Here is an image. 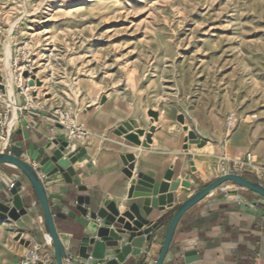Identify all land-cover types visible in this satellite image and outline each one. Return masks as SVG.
<instances>
[{
  "label": "rangeland",
  "instance_id": "374dc122",
  "mask_svg": "<svg viewBox=\"0 0 264 264\" xmlns=\"http://www.w3.org/2000/svg\"><path fill=\"white\" fill-rule=\"evenodd\" d=\"M15 55L35 60L25 96ZM0 96L13 110L107 99L134 111L141 144L172 120L221 171L264 180V0H0Z\"/></svg>",
  "mask_w": 264,
  "mask_h": 264
},
{
  "label": "crops",
  "instance_id": "0c3cea01",
  "mask_svg": "<svg viewBox=\"0 0 264 264\" xmlns=\"http://www.w3.org/2000/svg\"><path fill=\"white\" fill-rule=\"evenodd\" d=\"M15 105L18 107L17 120L11 127L9 148L22 144L26 149L30 145L41 149L59 139L66 142L67 131L57 126L44 109L46 105L32 112L23 111L25 109L19 108L17 101ZM77 112H81L79 117ZM131 114H134L133 110L110 107L107 99L99 105H87L73 111L76 124L88 131L89 137L68 146L65 157L79 152L67 170L72 174L69 182L48 187L47 194L54 215H66L65 220L55 219V223L57 231L65 238L66 253L74 264H98L92 258L90 248L88 259L78 256L85 230L76 223L81 217L77 208L85 209L88 216L100 211L110 213L116 208L120 216H125L131 206L137 205L140 216L147 222L143 231L156 227L149 254L150 261H156L171 214L179 205L224 174H244L237 170L221 171V166L213 161V157L209 159V154L187 146L185 135L172 120L155 122L157 128L145 134L147 144L140 146L130 142L127 135L133 133L129 123ZM13 116L11 106L9 123ZM140 142H144V137ZM56 148L53 145L47 153ZM214 152L213 156L218 159V151ZM233 155L239 157L241 153ZM15 174L14 168L0 166V203L11 209L17 203L20 211L25 212L17 220L0 218V264H52L53 255L42 228L43 212L34 191L23 179L24 188L16 196L11 193L12 186L7 185L6 181ZM138 177L151 186L149 198L130 197L131 182ZM184 181L190 185L189 194L181 185ZM176 182L180 184L172 192L171 186ZM164 184L167 192L163 195H173V203L146 207L144 201L159 198ZM231 189L215 191L183 216L165 264H264V199L244 189H238L231 199L228 195ZM145 209L149 211L145 213ZM70 214L77 216L70 218ZM129 218L131 216H127ZM93 223L99 229L114 230L117 227L106 226L101 218ZM18 237L21 240L17 241ZM148 237L146 235V239ZM96 240L100 241L97 237ZM147 244L148 241L143 244L142 251L146 250ZM136 249L132 248L133 251ZM128 258L130 260L131 255Z\"/></svg>",
  "mask_w": 264,
  "mask_h": 264
},
{
  "label": "water",
  "instance_id": "95a60500",
  "mask_svg": "<svg viewBox=\"0 0 264 264\" xmlns=\"http://www.w3.org/2000/svg\"><path fill=\"white\" fill-rule=\"evenodd\" d=\"M16 129L17 127H15L14 130ZM190 137L194 138V135L191 134ZM127 140L137 145L141 144L138 135L135 133L128 134ZM53 145L57 148L53 149L50 154L47 153ZM3 148V144L0 143V166H10L16 171V174L6 181L8 186H12V195L16 196L22 191L24 188L23 179L32 188L39 202L43 212V233L46 236L54 259V263L52 264H74L73 259L66 253L65 238L59 234L55 223V219L65 220L66 215L63 213L54 215L47 194V188L68 181L69 175L72 174L68 173L67 170L71 164L75 162L76 156L71 155L65 157L68 144L61 139L41 149L31 145L26 149L22 147V144L13 145L8 150H4ZM44 178H46L47 181H45ZM179 184V182L174 183L171 186V191L177 190ZM181 185L184 190H186L185 192L189 194V183L184 181ZM166 187L165 184L161 187L159 198L153 200L146 199L144 205L146 207H162L166 202L172 204L174 196L163 195L167 192ZM227 187H232L228 192L231 199L237 195L238 189L247 190L264 199V180L257 176L245 173L225 174L220 176L207 187L190 196L173 211L171 214V221L166 229L161 253L156 261H150L149 258L155 238L156 227L143 231L147 222L140 216L139 207L137 205L131 206L129 213L125 216H120L116 208L112 209L110 213L100 211L97 215L91 214L88 216L87 211L79 207L77 211L81 214V217L76 219V223L84 228L85 235L81 240V248L78 252V256L82 259H88L89 255L87 252L90 248L92 249L91 256L98 261V264H165L169 259L171 242L183 216L215 191ZM150 189L151 186L147 184V181L138 177L131 182L130 197L149 198L151 196ZM78 203L80 206L82 205L81 200H79ZM144 211L147 213L149 210L145 209ZM24 214L25 212L20 211L17 203L13 209L8 205L0 203L1 219L11 218L17 220ZM76 216L75 214L69 215L70 218H76ZM127 216H131V218L127 219ZM97 218L103 219L106 226L117 225L116 229H99V227L93 223ZM146 235H149L148 239H146ZM96 237L99 238L100 241H97ZM19 240H21V237H18L17 241ZM146 241H148L147 248L142 251L141 249ZM133 247L137 249L133 251ZM130 255L132 258L129 260L128 257ZM111 257H114V259H110ZM137 257L139 258L136 259Z\"/></svg>",
  "mask_w": 264,
  "mask_h": 264
},
{
  "label": "built area",
  "instance_id": "2783aa9c",
  "mask_svg": "<svg viewBox=\"0 0 264 264\" xmlns=\"http://www.w3.org/2000/svg\"><path fill=\"white\" fill-rule=\"evenodd\" d=\"M35 64L33 55H15L13 61V68L15 73L18 75L17 81L20 82L21 86H17V89L20 90L19 96H25V88H22L21 78L25 72H30L33 69ZM27 89V88H26ZM0 96V143L3 144L4 150H8V146L10 143V139L12 136L13 128L9 127V117L11 113V106L6 105L5 101L1 100ZM5 105V107H3ZM29 109L36 110L30 103ZM29 109H25L23 111H28ZM45 109V107H44ZM51 114V118L54 119L55 123L58 127L67 131V140L66 143L68 146L72 143H76L78 141H84L89 137V132L86 131L83 127L77 125L75 123V118L73 116V109L70 107H56L54 109H45ZM74 154L75 156L78 154ZM237 171H241V165H234ZM228 174V173H227ZM230 174V173H229ZM26 261V260H25ZM25 261L23 263H25Z\"/></svg>",
  "mask_w": 264,
  "mask_h": 264
},
{
  "label": "bare ground",
  "instance_id": "6f19581e",
  "mask_svg": "<svg viewBox=\"0 0 264 264\" xmlns=\"http://www.w3.org/2000/svg\"><path fill=\"white\" fill-rule=\"evenodd\" d=\"M5 51H6L5 57H6L7 62L9 63L10 62V52H11L9 46H6ZM13 86H14V77L12 75V72L8 71L7 72V85H6V87H7V95L9 96V98L12 101H14V99H15V95H14V92H13ZM28 91H30V88H28ZM17 108L18 107L15 105L14 106V109H15L14 110V116L12 118V121H10V124H9L10 128L14 125L15 121L17 120V116H16V113H15Z\"/></svg>",
  "mask_w": 264,
  "mask_h": 264
}]
</instances>
